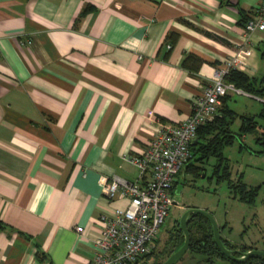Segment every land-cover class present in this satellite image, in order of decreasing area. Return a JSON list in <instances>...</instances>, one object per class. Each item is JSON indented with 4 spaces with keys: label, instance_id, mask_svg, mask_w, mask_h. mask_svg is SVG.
Wrapping results in <instances>:
<instances>
[{
    "label": "crops",
    "instance_id": "0c3cea01",
    "mask_svg": "<svg viewBox=\"0 0 264 264\" xmlns=\"http://www.w3.org/2000/svg\"><path fill=\"white\" fill-rule=\"evenodd\" d=\"M261 1L0 0V264L92 257L99 214L127 203L109 181L137 179L128 157L189 115L214 68L262 82L264 29L239 12Z\"/></svg>",
    "mask_w": 264,
    "mask_h": 264
},
{
    "label": "built area",
    "instance_id": "2783aa9c",
    "mask_svg": "<svg viewBox=\"0 0 264 264\" xmlns=\"http://www.w3.org/2000/svg\"><path fill=\"white\" fill-rule=\"evenodd\" d=\"M243 27L246 32L264 29V0ZM227 70L216 66L211 83L194 97L189 115L175 124L161 123L145 148L128 157L138 168L137 179L111 178L106 195L125 197L127 203L99 214L100 230L92 239V257L84 264H143L144 255L152 249L159 226L174 203V179L190 157L189 147L196 138L197 127L218 113L220 98L227 91L252 95L224 80Z\"/></svg>",
    "mask_w": 264,
    "mask_h": 264
},
{
    "label": "rangeland",
    "instance_id": "374dc122",
    "mask_svg": "<svg viewBox=\"0 0 264 264\" xmlns=\"http://www.w3.org/2000/svg\"><path fill=\"white\" fill-rule=\"evenodd\" d=\"M262 76L264 85V58L258 77ZM227 103L236 112L231 123L233 130H237L239 127V114H255V118L260 124L264 122V119L258 114L261 109H264V93L262 97H258L243 92H233L227 98ZM259 149H261V144L255 141L254 133L237 136L232 143L222 148L232 179L242 174V180L246 184H260L252 202L242 201L233 196V192L225 180H216V176L211 174L212 164L215 162L213 156L208 158L205 164V175L203 173L199 176L194 175L188 170L179 173L178 180L173 186L175 203L171 205L166 219L159 226L153 244L155 249L162 248L168 237L169 228L189 207H198L209 211L218 226L220 236L223 238L237 244L264 248V152H259ZM204 256L201 253L186 250L174 264L223 263V260L215 256H212L213 261L205 260ZM152 260L151 256L146 264Z\"/></svg>",
    "mask_w": 264,
    "mask_h": 264
},
{
    "label": "trees",
    "instance_id": "16d2710c",
    "mask_svg": "<svg viewBox=\"0 0 264 264\" xmlns=\"http://www.w3.org/2000/svg\"><path fill=\"white\" fill-rule=\"evenodd\" d=\"M241 14L240 21L242 24L250 16L247 13ZM255 12V11H254ZM264 55V49L261 51ZM201 62V58L196 54H186L181 63L188 68H197ZM224 80L232 82L237 87L256 96H263L264 85L260 80L253 76H249L245 72L230 67L223 75ZM230 93H225L220 98L218 113L211 119L197 127L196 139L190 143V157L182 166L183 169L190 171L194 175L206 174V162L211 156L215 157V162L212 164L211 174L216 176L217 181L225 180L229 189L233 192V196L238 197L242 201L252 202L258 192L260 184L248 185L242 180V174H239L235 179L231 178V172L227 163L222 148L233 142L237 136H242L246 133H254V139L261 144L259 152H264V122L260 124L255 118V114H239L240 124L237 130L231 128V123L236 116V112L227 103V98ZM258 114L264 119V109H261ZM7 226L0 220V227ZM186 226L189 231V245L187 250L191 252L201 253L205 260L213 261L212 256L223 260V263L218 264H264V256L249 254L242 259L236 257L241 256L240 251H245L251 248L247 244H237L222 238L223 242L229 248L235 249L236 257H229L223 253L216 245L213 237V230L210 220L202 213L191 212L186 219ZM183 242V233L179 224V220H175L174 224L169 228L168 237L166 238L162 248L155 249V246L147 252L142 260L146 264L152 256L153 260L149 264H159L165 259L174 249ZM237 249V250H236ZM239 250V251H238ZM39 258H43V254L37 252ZM130 264H136L130 263Z\"/></svg>",
    "mask_w": 264,
    "mask_h": 264
},
{
    "label": "water",
    "instance_id": "95a60500",
    "mask_svg": "<svg viewBox=\"0 0 264 264\" xmlns=\"http://www.w3.org/2000/svg\"><path fill=\"white\" fill-rule=\"evenodd\" d=\"M174 203H175V200H174ZM191 212H199V213L204 214L211 222L212 230H213V237H214V241H215L216 245L227 256L236 257L234 255L235 249L229 248L223 242V240L219 234L218 226H217L212 214L203 208L189 207V208H186L182 212V214L180 215V217L178 219L180 227L182 229V233H183V242L176 249H174L165 259H163L159 264H174L183 256V254L187 250L188 245H189V231H188V228L186 226V219ZM240 253H241V256L236 257V258L242 259L249 254L264 256V248L252 247V248H249L245 251H240Z\"/></svg>",
    "mask_w": 264,
    "mask_h": 264
}]
</instances>
